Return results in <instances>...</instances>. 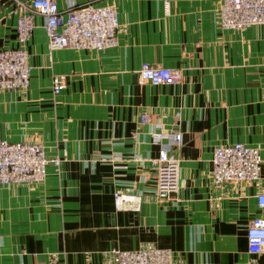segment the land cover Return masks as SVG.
<instances>
[{"label": "crops", "instance_id": "obj_1", "mask_svg": "<svg viewBox=\"0 0 264 264\" xmlns=\"http://www.w3.org/2000/svg\"><path fill=\"white\" fill-rule=\"evenodd\" d=\"M8 1L0 48L17 45L20 11ZM86 1L114 6L116 45L49 50L34 15L29 86L0 90V140L64 156L39 184H0V264H109L111 250L148 247L169 248L173 264H264L245 238L264 190V23L220 29L221 0H55ZM142 62L178 69L181 80H139ZM54 76L64 87L52 95ZM156 124L181 137L168 152L178 188L163 199L146 161L161 147L150 138ZM233 141L258 148L259 179L213 187L211 153ZM114 191L139 196L138 210L115 209Z\"/></svg>", "mask_w": 264, "mask_h": 264}, {"label": "built area", "instance_id": "obj_2", "mask_svg": "<svg viewBox=\"0 0 264 264\" xmlns=\"http://www.w3.org/2000/svg\"><path fill=\"white\" fill-rule=\"evenodd\" d=\"M20 13L15 22V47L0 48V90L27 89L30 67L25 48L33 28V16L42 18V28L49 50H101L116 45L118 19L114 6L93 1L68 3L59 8L55 0H13ZM220 29L242 30L264 23V0H221L216 16ZM139 80L151 85L174 84L181 80L178 69L140 63ZM64 87L61 76L51 80L50 92L57 94ZM140 121H147L142 114ZM150 132L153 143L161 145L155 157L146 158L155 171L154 194L163 199L178 188V161L171 156L170 143H180V133L164 130L155 125ZM64 156L47 157L37 142H11L0 140V184H39L45 180L47 166L57 170ZM113 160V159H112ZM261 157L256 146L240 141L215 147L210 157V182L213 187L232 182H253L259 179ZM115 209L138 210L139 196L121 191L113 192ZM255 205L260 214L253 216L246 226L247 251L264 253V190L255 195ZM109 264H173L172 251L166 247H148L132 250L114 249Z\"/></svg>", "mask_w": 264, "mask_h": 264}, {"label": "water", "instance_id": "obj_3", "mask_svg": "<svg viewBox=\"0 0 264 264\" xmlns=\"http://www.w3.org/2000/svg\"><path fill=\"white\" fill-rule=\"evenodd\" d=\"M13 2V0H9L8 2H7V4H10V3H12Z\"/></svg>", "mask_w": 264, "mask_h": 264}]
</instances>
